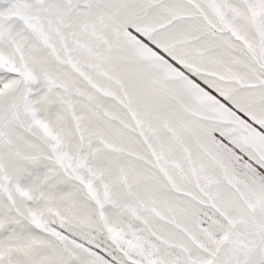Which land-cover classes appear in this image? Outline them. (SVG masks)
<instances>
[{
  "label": "snow or ice",
  "instance_id": "snow-or-ice-1",
  "mask_svg": "<svg viewBox=\"0 0 264 264\" xmlns=\"http://www.w3.org/2000/svg\"><path fill=\"white\" fill-rule=\"evenodd\" d=\"M0 264H264V0H0Z\"/></svg>",
  "mask_w": 264,
  "mask_h": 264
}]
</instances>
